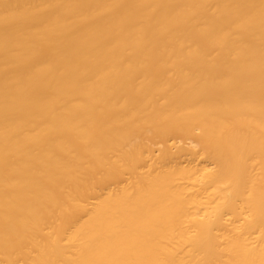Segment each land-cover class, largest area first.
<instances>
[{
	"label": "bare ground",
	"instance_id": "bare-ground-1",
	"mask_svg": "<svg viewBox=\"0 0 264 264\" xmlns=\"http://www.w3.org/2000/svg\"><path fill=\"white\" fill-rule=\"evenodd\" d=\"M0 264H264V0H0Z\"/></svg>",
	"mask_w": 264,
	"mask_h": 264
}]
</instances>
